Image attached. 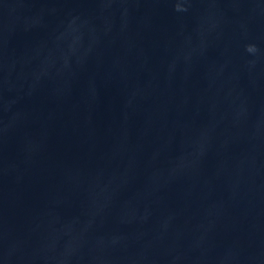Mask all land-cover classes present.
I'll return each instance as SVG.
<instances>
[{"label":"water","instance_id":"1","mask_svg":"<svg viewBox=\"0 0 264 264\" xmlns=\"http://www.w3.org/2000/svg\"><path fill=\"white\" fill-rule=\"evenodd\" d=\"M0 264H264V0H0Z\"/></svg>","mask_w":264,"mask_h":264},{"label":"clouds","instance_id":"2","mask_svg":"<svg viewBox=\"0 0 264 264\" xmlns=\"http://www.w3.org/2000/svg\"><path fill=\"white\" fill-rule=\"evenodd\" d=\"M255 49H254V46H248L247 48H246V51H248V52H253Z\"/></svg>","mask_w":264,"mask_h":264}]
</instances>
